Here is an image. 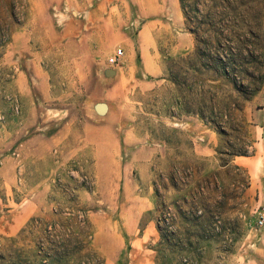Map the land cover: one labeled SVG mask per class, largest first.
I'll list each match as a JSON object with an SVG mask.
<instances>
[{
    "label": "rangeland",
    "instance_id": "rangeland-1",
    "mask_svg": "<svg viewBox=\"0 0 264 264\" xmlns=\"http://www.w3.org/2000/svg\"><path fill=\"white\" fill-rule=\"evenodd\" d=\"M261 206L264 0H0V264H264Z\"/></svg>",
    "mask_w": 264,
    "mask_h": 264
},
{
    "label": "built area",
    "instance_id": "built-area-1",
    "mask_svg": "<svg viewBox=\"0 0 264 264\" xmlns=\"http://www.w3.org/2000/svg\"><path fill=\"white\" fill-rule=\"evenodd\" d=\"M123 58V52L121 49H117L115 54L108 60L110 66H117ZM256 225L259 228L264 227V206H261L256 213Z\"/></svg>",
    "mask_w": 264,
    "mask_h": 264
},
{
    "label": "trees",
    "instance_id": "trees-1",
    "mask_svg": "<svg viewBox=\"0 0 264 264\" xmlns=\"http://www.w3.org/2000/svg\"><path fill=\"white\" fill-rule=\"evenodd\" d=\"M180 2H182V0H180ZM196 54H197V52H196ZM220 63H221V65H222V76L224 77V78H228V73H227V69L226 68H224L225 66H224V64H223V62L222 61H220ZM202 118H205V115H203V114H201V113H198ZM83 224H85L86 226H87V224H88V222H87V220H84L83 221ZM78 245H80V247H77L78 249H77V252L79 251V255H78V257L79 256H81L80 254H81V252H82V249L84 248V241H83V239L80 241H78V243H77ZM58 246L60 247V248H63L64 246H63V242L62 241H59L58 242ZM61 250V249H60ZM58 254H61V251L59 252L58 251V253H56V257H57V259L58 260H60V261H56L58 264H61L62 263V257H60ZM85 264H102V263H98V262H95V263H93L92 261H91V258L90 257H88L87 258V260H86V263Z\"/></svg>",
    "mask_w": 264,
    "mask_h": 264
},
{
    "label": "crops",
    "instance_id": "crops-1",
    "mask_svg": "<svg viewBox=\"0 0 264 264\" xmlns=\"http://www.w3.org/2000/svg\"><path fill=\"white\" fill-rule=\"evenodd\" d=\"M173 10H174V16H175V18L177 19V18H179V12L177 11L178 9H177V7H174L173 8ZM245 162V164H248V166L251 164L250 163V161H244ZM251 167L249 166V170L251 171Z\"/></svg>",
    "mask_w": 264,
    "mask_h": 264
}]
</instances>
